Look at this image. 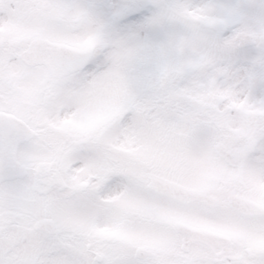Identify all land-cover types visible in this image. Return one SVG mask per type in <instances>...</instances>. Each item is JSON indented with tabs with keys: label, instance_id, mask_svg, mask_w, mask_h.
Listing matches in <instances>:
<instances>
[{
	"label": "snow or ice",
	"instance_id": "snow-or-ice-1",
	"mask_svg": "<svg viewBox=\"0 0 264 264\" xmlns=\"http://www.w3.org/2000/svg\"><path fill=\"white\" fill-rule=\"evenodd\" d=\"M13 74L36 99L86 85L84 127L106 135L83 148L123 146L0 233V264H264V0H0ZM18 171L0 137V187Z\"/></svg>",
	"mask_w": 264,
	"mask_h": 264
},
{
	"label": "rangeland",
	"instance_id": "rangeland-1",
	"mask_svg": "<svg viewBox=\"0 0 264 264\" xmlns=\"http://www.w3.org/2000/svg\"><path fill=\"white\" fill-rule=\"evenodd\" d=\"M85 88L86 85L70 81L64 86L65 98L63 101L57 102L55 99H43L44 107L42 109L44 111L42 115L44 117L40 118L42 120L40 121L41 124L37 125L42 131L38 139L31 142L30 146L27 147L30 150L28 156L30 159H35L39 162L45 158H51V156L55 159H52L54 161L51 162V168L48 172H45V164L39 163L35 167V170L40 171L39 175L32 173L33 175L24 181L16 182L0 189V215L9 216L8 212L11 208L22 210L24 211V216H22L24 217V222L22 223L24 225L30 217L41 213L42 204H61L72 201V193L76 190H83L82 185L80 186L77 182L76 189L73 187L74 190L66 188L70 183L69 180L73 178L72 175L81 177L80 179H83L85 175H93L94 170L90 165L103 163L112 154H116L121 150L123 141L117 140L114 134L110 139L105 140L97 150L83 148L84 145H87L90 136L106 135L102 131L98 133L95 130H86L84 127L86 115L82 111L81 105L77 103L76 98L79 97L81 91ZM40 102L42 103L41 99ZM70 119H73V123ZM60 133H66L68 141H76L78 143L76 146H81L82 149L72 154L76 161L74 164L76 167L65 175L58 174V170L64 168V165L59 166L63 162L59 161L60 159L57 155L58 146L62 144ZM93 179H89L90 184L94 183ZM73 205L83 206V201H75ZM66 220L70 223H76L77 217L74 215L67 217ZM16 234L17 232L11 228L3 236L4 239L12 241Z\"/></svg>",
	"mask_w": 264,
	"mask_h": 264
},
{
	"label": "flooded vegetation",
	"instance_id": "flooded-vegetation-1",
	"mask_svg": "<svg viewBox=\"0 0 264 264\" xmlns=\"http://www.w3.org/2000/svg\"><path fill=\"white\" fill-rule=\"evenodd\" d=\"M15 60L16 56L13 53L11 55L10 62L14 63ZM31 87L32 85L30 81H28L27 79H23L16 74H13L10 79H5L2 83H0V112L12 114L17 118L25 121V123L30 128H35L36 135L39 136L42 129H40L37 125L41 124L40 121L42 120L40 118L44 117V115H42L44 111V109H42L44 107V101L43 99H41L43 105L40 102V99L38 100V102H36L37 99L34 98L30 93ZM68 140L69 139L66 136V133H60V141H62V144L58 146L57 153L60 162H63L64 155L68 153L72 149V147L76 146L73 141ZM31 141L33 140H30L26 144H23V146L29 144ZM28 153H30V151H28L26 147H23V149L21 150V158L26 161H31L32 159H30ZM52 159L55 158H52L51 156V158H45L41 162L51 164V162L54 161ZM72 161L73 156L71 162ZM63 165L64 164L62 163L59 166ZM35 173L38 174V172ZM58 173L59 175H65L67 172H65L63 168H60ZM69 181V185L70 187H72V179H70Z\"/></svg>",
	"mask_w": 264,
	"mask_h": 264
},
{
	"label": "water",
	"instance_id": "water-1",
	"mask_svg": "<svg viewBox=\"0 0 264 264\" xmlns=\"http://www.w3.org/2000/svg\"><path fill=\"white\" fill-rule=\"evenodd\" d=\"M33 134L19 121L14 118L0 115V137L9 140L13 145V159H15L16 148L19 143L26 141ZM18 172L9 179L21 178L24 176V168L16 162Z\"/></svg>",
	"mask_w": 264,
	"mask_h": 264
}]
</instances>
